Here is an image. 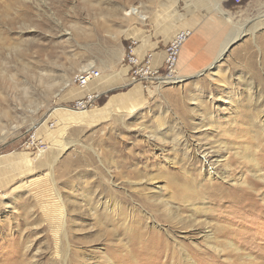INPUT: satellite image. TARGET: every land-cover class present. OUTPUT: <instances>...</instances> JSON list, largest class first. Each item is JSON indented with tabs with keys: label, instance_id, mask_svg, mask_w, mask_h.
Masks as SVG:
<instances>
[{
	"label": "rangeland",
	"instance_id": "rangeland-1",
	"mask_svg": "<svg viewBox=\"0 0 264 264\" xmlns=\"http://www.w3.org/2000/svg\"><path fill=\"white\" fill-rule=\"evenodd\" d=\"M201 2L0 0V264H264V0L220 16L193 77L145 88L123 62L162 59Z\"/></svg>",
	"mask_w": 264,
	"mask_h": 264
},
{
	"label": "crops",
	"instance_id": "crops-1",
	"mask_svg": "<svg viewBox=\"0 0 264 264\" xmlns=\"http://www.w3.org/2000/svg\"><path fill=\"white\" fill-rule=\"evenodd\" d=\"M252 1L244 0L242 3L236 4L233 0H211L210 2L205 0L195 10L189 11L186 16L185 29H190L192 33L180 51L178 59L180 75L193 77L217 59L220 49L218 48L214 52L211 47L213 45L219 47L221 33H229L230 30L229 23L223 21L220 16L225 15L230 21L232 19L236 21L248 13ZM244 28L245 26L241 28L239 33H243ZM163 44L165 45L166 42ZM159 61L161 58L156 60V62ZM127 83H129L128 79L123 82V84ZM94 87H96V92L99 91L100 93L112 89L111 85L105 82H96Z\"/></svg>",
	"mask_w": 264,
	"mask_h": 264
},
{
	"label": "built area",
	"instance_id": "built-area-1",
	"mask_svg": "<svg viewBox=\"0 0 264 264\" xmlns=\"http://www.w3.org/2000/svg\"><path fill=\"white\" fill-rule=\"evenodd\" d=\"M243 1L233 0L236 4H240ZM191 33L192 31L190 29L179 30L166 44L163 58L159 62L155 61L156 56L152 51L140 54L137 51V42L133 41L129 45V50L123 58V62L129 68L131 81L140 83L145 88L152 85L177 83L181 79L178 75L180 51ZM100 76V70L96 69L95 66H88L75 75L74 81L80 89L84 90ZM99 95L98 92L95 93L92 90H88L83 97L75 100L73 105L74 109H77V111H86L82 109H88L95 105Z\"/></svg>",
	"mask_w": 264,
	"mask_h": 264
},
{
	"label": "bare ground",
	"instance_id": "bare-ground-1",
	"mask_svg": "<svg viewBox=\"0 0 264 264\" xmlns=\"http://www.w3.org/2000/svg\"><path fill=\"white\" fill-rule=\"evenodd\" d=\"M144 18V17H143ZM245 32V31H244ZM244 32L243 33H237V35H236V37L238 36V35H242V34H244ZM88 66H95L93 63H89V64H87V67ZM83 70V69H82ZM181 78V77H180ZM179 81H181V80H178L177 82H179ZM67 84H65L64 86H62V88H64L65 86H66ZM62 90V89H61ZM58 94V93H57ZM65 109V108H64ZM205 152V151H204ZM207 153V152H206ZM257 177L258 178H260L261 179V175L260 174H257ZM241 187H240V190L243 192V193H246V194H248V195H251V183H250V181H243L242 183H241ZM254 186V185H253ZM231 192V191H230ZM244 195V194H243ZM246 196V195H245ZM58 200V199H57ZM56 200V201H57ZM60 201H62L61 199H59ZM59 202V201H58ZM254 202V201H253ZM59 207H61V202H60V206ZM56 208V207H55ZM57 208H58V206H57ZM60 210L62 209V208H59ZM58 210V209H57ZM64 210V209H63ZM64 213V212H63ZM62 213V214H63ZM63 218V217H62ZM220 229V228H219ZM234 235V234H233ZM232 235V233H229V236H230V239L229 240H227L226 242V245H227V247L230 249L231 247H233V248H235L234 246H235V243H233V239H234V236ZM154 242V240H148L147 241V243L145 244L146 246H149V245H151L152 243ZM218 249V248H217ZM219 250V249H218Z\"/></svg>",
	"mask_w": 264,
	"mask_h": 264
}]
</instances>
